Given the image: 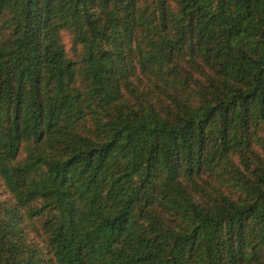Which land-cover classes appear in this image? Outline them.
<instances>
[{
	"label": "trees",
	"instance_id": "16d2710c",
	"mask_svg": "<svg viewBox=\"0 0 264 264\" xmlns=\"http://www.w3.org/2000/svg\"><path fill=\"white\" fill-rule=\"evenodd\" d=\"M133 70L147 83L137 105L120 92ZM89 113L95 137L73 130ZM258 120L264 0H0V179L15 207L40 200L29 213L53 264H264V137L233 159ZM202 173L238 196L211 181L212 205L186 195L176 229L139 221L156 177L173 204ZM9 207L0 264H39Z\"/></svg>",
	"mask_w": 264,
	"mask_h": 264
},
{
	"label": "rangeland",
	"instance_id": "374dc122",
	"mask_svg": "<svg viewBox=\"0 0 264 264\" xmlns=\"http://www.w3.org/2000/svg\"><path fill=\"white\" fill-rule=\"evenodd\" d=\"M59 38L63 47L66 51L67 57L71 59H76L83 51L84 48L74 41L73 33L70 29L62 28L59 31ZM141 75L138 70L128 71L127 77L122 78L120 80V92L123 94L124 99H129L132 101L134 105H137L138 101H142L141 94H145L147 83L141 81ZM161 100L156 102V107L159 109H164L167 106V99L161 94ZM121 99H118L120 102ZM102 112V109H99ZM103 118V116L101 115ZM86 120L81 119L79 124L73 123V130L78 133H83L86 135H92L95 137V122L93 114H87ZM252 142L249 146V150L243 149L241 152H236V156H233V159H244L246 160L247 155L250 154L251 151L260 150V140L264 137V121L258 120V124L253 126L252 131ZM33 146L29 144V148L27 149V145L25 144L17 157L18 162L23 161L27 154L32 150ZM37 148L34 147L33 152L37 151ZM236 157V158H235ZM185 180V181H184ZM219 181V178H215L214 175L207 176L206 173H202L199 175L198 179H194L193 181L188 180L187 178L183 179L184 185L183 196L180 194L177 195V199L179 202L170 204L165 199L167 198L169 187L168 182L162 176L156 177L154 181V186H147L145 188L143 198L147 200L148 203L141 207L140 213L137 212V218L141 223L147 225L151 223L153 219H161V224L165 226H171V228L176 229L177 227L183 224V220L185 216H183L185 207L178 209L179 205L185 206L188 205V201H185V196H192L199 204L202 206H211L212 198H214V194H211L209 191H215L216 188L210 185L211 181ZM197 181V182H196ZM215 185V183L213 184ZM225 193H227L232 198H236L238 196V191L236 188H232L231 186H225ZM154 191V192H152ZM177 193V192H176ZM160 197H162L160 199ZM180 197V198H178ZM175 197H173L174 199ZM0 202H4L7 205H10L9 213L15 216V236H19L20 242L24 245H29L32 249H37V252L34 254L35 261L39 264H53L50 257L51 255L48 253L45 245H44V236L41 231L40 221L37 217L30 216L29 208L36 207L40 205V200L35 199L28 203L26 206L15 207V199L10 193L6 186H4L2 180L0 179ZM144 203V202H141ZM163 203L166 206H163ZM147 211V213H146ZM35 245V246H33Z\"/></svg>",
	"mask_w": 264,
	"mask_h": 264
}]
</instances>
